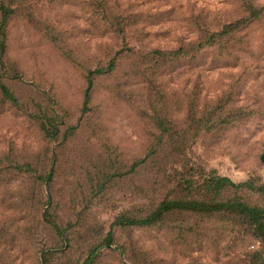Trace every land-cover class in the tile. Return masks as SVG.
Segmentation results:
<instances>
[{"label":"rangeland","instance_id":"1","mask_svg":"<svg viewBox=\"0 0 264 264\" xmlns=\"http://www.w3.org/2000/svg\"><path fill=\"white\" fill-rule=\"evenodd\" d=\"M0 5V76L17 100L0 96V264H82L95 247L92 264H264L231 214L114 224L196 198L210 175L264 185V0ZM221 197L264 203L256 189Z\"/></svg>","mask_w":264,"mask_h":264},{"label":"trees","instance_id":"2","mask_svg":"<svg viewBox=\"0 0 264 264\" xmlns=\"http://www.w3.org/2000/svg\"><path fill=\"white\" fill-rule=\"evenodd\" d=\"M248 9L252 15L258 14L261 9L253 7L251 4H247ZM11 10L5 6L0 5V57L5 49V27L7 23V18L10 15ZM237 26V23H235ZM209 39V38H208ZM205 43L208 44L209 40ZM113 67L110 63L108 66ZM101 69L88 71L89 76L94 73H100ZM91 85V80L88 82V87L83 100L84 106L89 99V87ZM0 96L10 102L11 104H16V97L13 95L9 87L1 80L0 76ZM48 121H52V118L46 116ZM42 131L47 137H54L57 134V128L54 126L45 127L42 126ZM142 162V159L137 160L132 164L131 168ZM18 169H29L27 165H19ZM50 175V174H48ZM46 177H50V176ZM188 183L191 181L187 180ZM251 189L258 190L264 194V185L255 188L251 181H245L242 183H235L228 177L210 175L205 178L204 182L199 186L198 196L196 198L192 197H173V198H163L158 202L155 208L148 214L134 218L121 216L118 218L114 224L119 226H139L148 227L154 226L161 222L166 214L183 211V212H194L200 214H211V213H226L238 217L246 223V225L251 228L252 235L257 240V243L262 249H264V203L262 205H254L247 203L246 201L238 197H228L222 198L221 194L226 189L241 190V189ZM50 219V218H49ZM50 225L57 231L60 232L58 224L53 220H48ZM112 240V235L109 232L105 237V245H110ZM96 247L91 248L86 258L83 260L82 264H92L96 258Z\"/></svg>","mask_w":264,"mask_h":264},{"label":"water","instance_id":"3","mask_svg":"<svg viewBox=\"0 0 264 264\" xmlns=\"http://www.w3.org/2000/svg\"><path fill=\"white\" fill-rule=\"evenodd\" d=\"M261 161L264 163V153L261 155Z\"/></svg>","mask_w":264,"mask_h":264}]
</instances>
